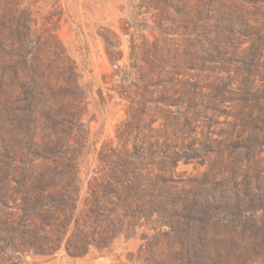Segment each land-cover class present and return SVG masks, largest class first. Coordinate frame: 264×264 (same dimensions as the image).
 I'll return each mask as SVG.
<instances>
[{"label": "rangeland", "instance_id": "1", "mask_svg": "<svg viewBox=\"0 0 264 264\" xmlns=\"http://www.w3.org/2000/svg\"><path fill=\"white\" fill-rule=\"evenodd\" d=\"M67 53L83 93H69ZM72 98L77 111L54 113ZM120 157L174 205L115 212L103 182L133 169ZM69 170L81 189L65 214ZM253 215H264V0H0V264H242L229 258L233 230ZM57 226L59 248H42Z\"/></svg>", "mask_w": 264, "mask_h": 264}, {"label": "trees", "instance_id": "2", "mask_svg": "<svg viewBox=\"0 0 264 264\" xmlns=\"http://www.w3.org/2000/svg\"><path fill=\"white\" fill-rule=\"evenodd\" d=\"M117 48H120V45L118 43L113 44L109 41L106 43L107 54L112 65H114L117 61V55L120 52V50L119 52L115 51ZM58 49H60V45ZM61 49H63L62 43ZM60 59L65 63L64 72L68 76L67 87L70 89L69 93H83L84 90L80 80L82 78V75L79 73L80 66L78 62L71 56H69L68 53ZM135 68L137 71L143 70V67L135 66ZM137 86L141 88V85ZM149 94L150 92L146 84L142 87V93L140 94L141 100L138 101L139 107H142L141 109L143 113L144 111H146V109L144 108L145 105L150 100ZM164 98L168 100L169 96L165 95ZM72 99L73 100H69L60 105L57 108L58 110H54V113H59V111L62 109H65L72 114L73 112L77 111L79 108L78 103L76 104L74 98ZM51 109H53V107L50 108V111H53ZM142 115V113L140 114L138 112H134V117L136 118V120L141 119ZM121 159L122 157L119 158V160ZM69 161L70 168L74 167V161ZM121 162L125 166L128 165V168L132 166L133 169L127 170L123 167V165L120 164V168L122 170L120 169L113 171L115 181L112 182V179L107 177L103 182L104 188H106L108 185L111 188L114 187V189L112 190H114L113 192L117 197V200L114 201V208L116 210L115 212H117V210H122L126 214H133V216L137 214H155L161 213L163 211L165 212L169 205H174L176 194L163 193L167 189H159L158 182L154 181V178L149 172L147 173L142 169H138L137 164L133 159L130 162H128V160L126 161V159L124 161L121 160ZM120 171H122L125 175H132V179L127 175L130 183H125V178L124 176H121ZM65 176H67L69 180L67 186L61 190H57V188L54 187V192L52 191V194L55 195L54 193L56 192V190L58 191L56 195V197H58L57 209L66 214L68 207L76 204L80 198L81 180L78 172H71L69 170L66 171ZM110 176H112V173ZM114 182L117 184L115 185ZM92 190L95 201L98 200L96 201V204L98 205V208H100L101 197L98 195L99 190H97L96 188H92ZM112 200L113 199L111 198V203L113 202ZM57 209H55V213L58 212ZM96 212L98 213V211H96V208L93 207V213L95 214ZM233 231L239 232L235 233L232 237V240L234 241V243L232 244L235 245V249L237 250V252H234L229 256L232 263L242 262V264H252V262H257L258 260L264 261V215L244 216V218L241 219L234 227ZM41 238L42 242H40V244H42V248H47L48 250L58 249L60 246L59 244L61 238L59 226H57L55 230L45 233ZM83 246L85 245L83 244ZM81 248L83 247H79L77 250L81 251ZM79 251H75L76 253L73 254H80L78 253Z\"/></svg>", "mask_w": 264, "mask_h": 264}]
</instances>
